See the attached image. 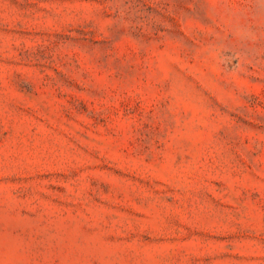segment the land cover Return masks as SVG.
<instances>
[{
	"label": "rangeland",
	"instance_id": "obj_1",
	"mask_svg": "<svg viewBox=\"0 0 264 264\" xmlns=\"http://www.w3.org/2000/svg\"><path fill=\"white\" fill-rule=\"evenodd\" d=\"M0 264H264V0H0Z\"/></svg>",
	"mask_w": 264,
	"mask_h": 264
}]
</instances>
